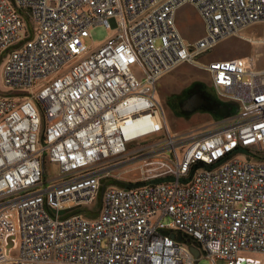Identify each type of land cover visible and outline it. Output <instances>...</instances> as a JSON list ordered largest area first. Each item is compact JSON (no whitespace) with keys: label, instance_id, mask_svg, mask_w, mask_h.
Returning a JSON list of instances; mask_svg holds the SVG:
<instances>
[{"label":"built area","instance_id":"2783aa9c","mask_svg":"<svg viewBox=\"0 0 264 264\" xmlns=\"http://www.w3.org/2000/svg\"><path fill=\"white\" fill-rule=\"evenodd\" d=\"M185 5L203 24L193 43L175 22ZM256 23L264 0H0L2 84L16 92L0 95V264H264V67L208 63L236 110L186 133L156 93ZM97 26L109 36L87 45ZM116 168L128 179L106 184Z\"/></svg>","mask_w":264,"mask_h":264},{"label":"rangeland","instance_id":"374dc122","mask_svg":"<svg viewBox=\"0 0 264 264\" xmlns=\"http://www.w3.org/2000/svg\"><path fill=\"white\" fill-rule=\"evenodd\" d=\"M175 22L179 33L188 43L195 42L203 35L202 21L192 6L185 5L180 7L175 13ZM109 34L110 31L108 32L105 28L97 26L90 30V39H87L85 42L87 45L97 47L107 39ZM25 39V33H22L19 43ZM263 40L264 25L260 23L253 24L242 30L238 35L229 37L217 43L210 51L204 53L196 64L180 65L167 75L163 76L156 86V93L163 107L169 130L173 133L181 134L212 123L214 119L210 118L207 113L197 112L185 117L180 115L177 110H171L170 105L181 101L183 97L182 93L187 91L193 83H200L208 89H211L209 75L204 70L205 66L210 62L254 56L256 68H263L264 43H261ZM16 44L12 45V47H15ZM7 50H9V48L3 49L2 53ZM5 62L6 57L0 60V95L13 96L16 92L4 88L2 84V70ZM131 70L136 72L137 67L132 66ZM47 81L48 78L42 79L38 81L35 86L23 90L22 93L26 95H35L47 83ZM243 82H246L245 78L243 79ZM38 148H41V143H39ZM238 159L243 158L241 156ZM113 170L115 171L110 173L107 178L109 181L106 184L112 185L113 181L124 182V180L128 179L125 178L124 174H120L121 169L116 168ZM117 170H120V172ZM56 174L57 171L54 170L53 165L48 164L47 176L54 177ZM90 208L95 209L96 205L93 204ZM200 256L201 257L196 264H210L208 259L204 258L202 255Z\"/></svg>","mask_w":264,"mask_h":264},{"label":"water","instance_id":"95a60500","mask_svg":"<svg viewBox=\"0 0 264 264\" xmlns=\"http://www.w3.org/2000/svg\"><path fill=\"white\" fill-rule=\"evenodd\" d=\"M236 110V106L231 103L222 104L214 98H211L209 95L202 93L192 92L190 96L182 103L181 111L183 116L188 117L196 113L197 111L201 113H207L213 117H227L232 111ZM42 138V137H41ZM131 188L135 186H130ZM59 214H63V211H60ZM172 239L175 238L174 235L170 236ZM182 236H177L176 240L181 241ZM190 251L194 257H197L199 251L195 247H190Z\"/></svg>","mask_w":264,"mask_h":264},{"label":"flooded vegetation","instance_id":"af4514ba","mask_svg":"<svg viewBox=\"0 0 264 264\" xmlns=\"http://www.w3.org/2000/svg\"><path fill=\"white\" fill-rule=\"evenodd\" d=\"M194 92V93H202L204 92L205 94L209 95L211 98H214V94L212 92L211 89H208L206 86H204L203 84H200V83H193L190 88L187 89V91H185L184 93H182V99L181 101H178V102H175L174 104L170 105V108L171 110H177L180 115L183 116V113L181 111V106H182V103L190 96V94ZM199 112V111H197ZM196 112V113H197ZM193 115V114H192ZM210 116V118H214L212 115L208 114ZM190 116V115H189Z\"/></svg>","mask_w":264,"mask_h":264},{"label":"trees","instance_id":"16d2710c","mask_svg":"<svg viewBox=\"0 0 264 264\" xmlns=\"http://www.w3.org/2000/svg\"><path fill=\"white\" fill-rule=\"evenodd\" d=\"M215 97V96H214ZM216 99V98H215ZM217 100V99H216ZM218 101V100H217ZM220 102V101H219ZM222 103V102H221ZM222 104H225V103H222Z\"/></svg>","mask_w":264,"mask_h":264},{"label":"crops","instance_id":"0c3cea01","mask_svg":"<svg viewBox=\"0 0 264 264\" xmlns=\"http://www.w3.org/2000/svg\"><path fill=\"white\" fill-rule=\"evenodd\" d=\"M242 32V31H241ZM260 68V67H259ZM260 69H262V68H260Z\"/></svg>","mask_w":264,"mask_h":264}]
</instances>
